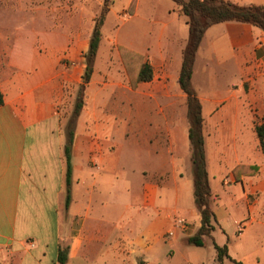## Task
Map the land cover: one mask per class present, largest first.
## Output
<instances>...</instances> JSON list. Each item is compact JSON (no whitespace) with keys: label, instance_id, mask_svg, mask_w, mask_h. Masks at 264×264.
I'll return each instance as SVG.
<instances>
[{"label":"crops","instance_id":"0c3cea01","mask_svg":"<svg viewBox=\"0 0 264 264\" xmlns=\"http://www.w3.org/2000/svg\"><path fill=\"white\" fill-rule=\"evenodd\" d=\"M223 1L264 6V0ZM49 6L63 31L27 40L0 33V264H60L61 251L65 264H171L166 243L173 250L192 247L188 239L202 226L187 95L179 85L186 18L165 0L149 5L146 16L142 0H124L127 9L115 16L132 27L124 43L121 27L109 39L114 60L107 65L99 64L98 50L75 128L68 187L65 106L82 84L90 35L73 33L69 6ZM119 47L142 56L153 79L133 89ZM192 84L202 104L216 217L213 239L201 248L212 243L216 263L215 244L226 245L241 262L251 254V232L255 248L264 249V153L256 132L264 125V32L238 22L210 27ZM238 165L258 170L237 180ZM178 219L186 229L168 238ZM188 255V264L201 263L199 252Z\"/></svg>","mask_w":264,"mask_h":264},{"label":"trees","instance_id":"16d2710c","mask_svg":"<svg viewBox=\"0 0 264 264\" xmlns=\"http://www.w3.org/2000/svg\"><path fill=\"white\" fill-rule=\"evenodd\" d=\"M179 7L181 14L186 18L189 26V37L183 51V63L179 76V85L187 95V108L189 120V140L191 144V163L194 180L195 205L201 214L202 226L198 233L188 239V243L195 247H205L206 238L213 239L212 233L215 230V212L213 209L214 195L209 181L207 170V159L204 136V118L202 104L197 92L193 87L192 78L196 56L207 30L217 24L226 22L246 23L260 28L264 32V6H239L223 0H171ZM112 0H104V5L99 16L95 20L94 29L90 39L89 49L85 55L86 69L82 77V84L76 98L73 118L67 127V143L65 156L67 160V185L70 187L72 177V147L75 137L77 120L84 108L87 87L91 82L94 73V64L97 53L103 38L102 30L107 16L110 12ZM135 3L129 9L133 14ZM123 65L127 71L133 89L141 82H149L153 79V69L145 62L144 58L126 48L119 47ZM4 103L0 91V106ZM261 148L264 153V125L256 128ZM256 166L238 165L234 170V176L238 180L241 175H252L256 173ZM70 193V188L68 189ZM217 262L223 264L225 259L240 264L229 255L228 246H218ZM66 256L61 251L59 263H66Z\"/></svg>","mask_w":264,"mask_h":264},{"label":"rangeland","instance_id":"374dc122","mask_svg":"<svg viewBox=\"0 0 264 264\" xmlns=\"http://www.w3.org/2000/svg\"><path fill=\"white\" fill-rule=\"evenodd\" d=\"M112 1L113 3L110 9L111 13L109 12L110 14H108V22L105 24L102 30L103 38L98 57V62L101 66H104L105 64L107 65V61L110 58L114 60L109 39L115 38L118 27L122 28V34L120 38L121 43L125 42V37L127 36V33L130 32L132 27V23L123 24V22L127 21V19L120 20L115 16L116 12L122 13L124 9H127L124 6V0ZM165 1L172 6H175L174 9H177L176 3L171 0ZM24 2L27 4L24 7L19 5L17 6L16 4L11 6H6L5 4L0 5V33L17 35L20 36V39L27 40L34 34L48 35L52 32L63 31L64 24L56 22L54 17L48 14V12L51 11L49 4L55 2L57 6L55 10H57V8L70 7V27L73 33L79 31L82 33L86 32L90 35L91 39L95 20L99 16L104 5V0H24ZM155 2L156 0H142L141 14L146 16L145 12H147L148 6ZM52 6L55 7L53 4ZM127 12L128 11H125V13ZM181 22H184L183 19L178 23ZM223 77L224 76L221 75L222 81H224ZM232 80L233 77L229 79V81ZM80 86L81 84L78 85L75 90L74 100L72 103H67L65 106L66 130L73 118L74 106ZM249 235L251 242L248 244L247 249L251 251V254H249L245 260H240V264H264V249L255 248V242L252 240V237H254V232H251ZM218 237L220 239V236L218 235L217 240ZM165 248L167 256L170 258L172 255V260H170L171 264H188L185 259L189 258L187 253H189L191 250H195L200 253L201 263L204 262V264H218V262L213 263L211 260V253L213 251L212 243L206 248L192 246L181 249L178 247L177 249H174L175 254H173L172 251L174 250L169 242L166 243ZM225 264L236 263L226 261Z\"/></svg>","mask_w":264,"mask_h":264},{"label":"built area","instance_id":"2783aa9c","mask_svg":"<svg viewBox=\"0 0 264 264\" xmlns=\"http://www.w3.org/2000/svg\"><path fill=\"white\" fill-rule=\"evenodd\" d=\"M186 227H187V224H186L185 220H183V219L176 220L174 228L167 233V237L173 238L176 234V229L185 230Z\"/></svg>","mask_w":264,"mask_h":264}]
</instances>
